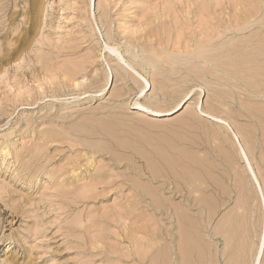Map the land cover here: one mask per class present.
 <instances>
[{
    "label": "rangeland",
    "instance_id": "obj_1",
    "mask_svg": "<svg viewBox=\"0 0 264 264\" xmlns=\"http://www.w3.org/2000/svg\"><path fill=\"white\" fill-rule=\"evenodd\" d=\"M261 193L264 0H0V264H253Z\"/></svg>",
    "mask_w": 264,
    "mask_h": 264
},
{
    "label": "bare ground",
    "instance_id": "obj_2",
    "mask_svg": "<svg viewBox=\"0 0 264 264\" xmlns=\"http://www.w3.org/2000/svg\"><path fill=\"white\" fill-rule=\"evenodd\" d=\"M129 69H131L132 70V72L136 75V76H138L139 78H143L144 79V83H145V85H148L149 84V82H148V80L146 79V78H144L136 69H134L132 66H130L129 67ZM143 92V91H142ZM182 101L183 100H181V101H179V102H177L175 105H174V107H172L171 109H169V110H167V111H163V110H158V109H153V108H150V107H148V106H146V105H144V104H141V103H136L135 102V106H136V108L137 109H139V110H141V111H147V112H150V113H153V114H156V115H163V114H169V113H171L173 110H175L176 108H178L180 105H181V103H182ZM199 108H200V106H199ZM203 113H205V114H207L205 111H202ZM207 115H211V114H207ZM211 118H214L215 119V117H213L212 115H211ZM234 136H236V134L234 133ZM237 137V136H236ZM238 138V137H237ZM238 140V139H237ZM238 141H240V140H238ZM238 141H237V143H238ZM239 144H240V142H239ZM241 149H242V146H241ZM244 151V150H243ZM244 155H245V152H244ZM244 157H246V155L244 156ZM246 160H247V163L249 164V161H248V159H247V157H246ZM249 170H251L250 168H249ZM251 175H253V177H255V174H254V172L251 170ZM256 180V179H255ZM257 182V181H256ZM258 183V182H257ZM259 186V183H258V185H257V187ZM260 187V186H259ZM260 192V191H259ZM260 195H262V193L260 194ZM264 195H262L261 197H262V206H263V209H262V213H264V197H263ZM264 216V215H263ZM262 217V216H261ZM263 221V225H262V233H261V236H260V240H259V245H258V248H257V252H256V254H255V258H254V262H253V264H258L259 263V260H260V257H261V254H262V251H263V243H264V219L262 220ZM262 221H261V223H262ZM184 233V232H183Z\"/></svg>",
    "mask_w": 264,
    "mask_h": 264
}]
</instances>
